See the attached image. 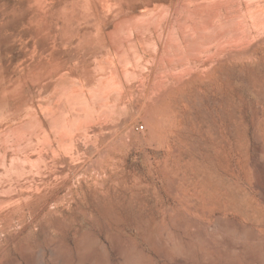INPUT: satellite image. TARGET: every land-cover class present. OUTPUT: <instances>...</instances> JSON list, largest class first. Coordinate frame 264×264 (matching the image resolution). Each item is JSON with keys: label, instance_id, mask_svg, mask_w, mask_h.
Instances as JSON below:
<instances>
[{"label": "rangeland", "instance_id": "1", "mask_svg": "<svg viewBox=\"0 0 264 264\" xmlns=\"http://www.w3.org/2000/svg\"><path fill=\"white\" fill-rule=\"evenodd\" d=\"M27 1L0 0L3 42ZM78 1L47 0L44 19L28 33H53ZM254 59L223 68L216 81L194 77L198 86L163 118L143 98L125 97L115 132L105 131L102 143L88 139L98 150L56 184L75 203L66 200L43 225L22 230L17 222L0 237V264H264V47ZM18 85L24 80L0 84V112L24 99Z\"/></svg>", "mask_w": 264, "mask_h": 264}, {"label": "bare ground", "instance_id": "2", "mask_svg": "<svg viewBox=\"0 0 264 264\" xmlns=\"http://www.w3.org/2000/svg\"><path fill=\"white\" fill-rule=\"evenodd\" d=\"M163 2L81 0L70 19L52 22L54 32L41 37L28 32L44 19L48 2L28 0L25 18L8 21L6 42L0 31V84L24 80L25 88L14 111L0 112V237L17 222L22 230L43 225L66 200L75 203L69 188L60 195L56 184L98 148L88 139L101 142L115 132L125 97L143 98L163 118L198 86L194 77L206 73L216 81L223 68L251 61L264 47V0Z\"/></svg>", "mask_w": 264, "mask_h": 264}, {"label": "built area", "instance_id": "3", "mask_svg": "<svg viewBox=\"0 0 264 264\" xmlns=\"http://www.w3.org/2000/svg\"><path fill=\"white\" fill-rule=\"evenodd\" d=\"M143 129V125H137L136 126V130H142Z\"/></svg>", "mask_w": 264, "mask_h": 264}]
</instances>
